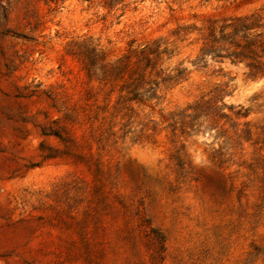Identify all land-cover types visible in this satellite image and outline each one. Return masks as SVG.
<instances>
[{"label":"rangeland","instance_id":"1","mask_svg":"<svg viewBox=\"0 0 264 264\" xmlns=\"http://www.w3.org/2000/svg\"><path fill=\"white\" fill-rule=\"evenodd\" d=\"M109 2L0 0V264H264V78L197 60L264 0ZM90 41L110 61L157 42L187 79L97 115ZM213 97L228 115L183 132L171 113Z\"/></svg>","mask_w":264,"mask_h":264},{"label":"trees","instance_id":"2","mask_svg":"<svg viewBox=\"0 0 264 264\" xmlns=\"http://www.w3.org/2000/svg\"><path fill=\"white\" fill-rule=\"evenodd\" d=\"M108 1L111 4L113 0ZM75 44L89 81L97 83L89 89L88 100L92 102L87 104L97 115L113 109L115 113L124 111V117L127 115L125 110L133 109L134 104L149 105L159 100L166 89L186 80L189 73L186 67L171 69L165 66L169 58H165L167 50L161 49L157 42L132 48L115 61L108 60L91 41ZM208 58L244 63L249 77L264 78V17L253 12L230 19L218 28L211 26L197 60L207 61ZM114 94L116 101L112 104ZM215 98L202 99L171 115L183 132L193 129L201 114L226 117L228 114L224 109L227 105L223 99ZM218 101L221 106L217 105ZM189 109L192 112L188 113Z\"/></svg>","mask_w":264,"mask_h":264}]
</instances>
